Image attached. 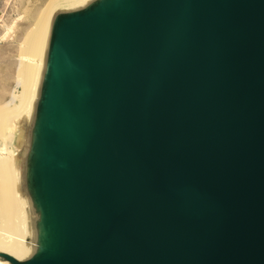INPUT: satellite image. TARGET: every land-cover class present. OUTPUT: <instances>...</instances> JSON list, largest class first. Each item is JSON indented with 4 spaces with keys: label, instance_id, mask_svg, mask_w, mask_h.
Returning a JSON list of instances; mask_svg holds the SVG:
<instances>
[{
    "label": "water",
    "instance_id": "95a60500",
    "mask_svg": "<svg viewBox=\"0 0 264 264\" xmlns=\"http://www.w3.org/2000/svg\"><path fill=\"white\" fill-rule=\"evenodd\" d=\"M36 76L0 263L264 264V0L60 5Z\"/></svg>",
    "mask_w": 264,
    "mask_h": 264
},
{
    "label": "bare ground",
    "instance_id": "6f19581e",
    "mask_svg": "<svg viewBox=\"0 0 264 264\" xmlns=\"http://www.w3.org/2000/svg\"><path fill=\"white\" fill-rule=\"evenodd\" d=\"M83 1L52 0L48 4L28 44L27 54L22 64L23 80L16 86L15 99L8 106L0 109V250L15 255H20L24 251L22 244L24 231L21 225V209L14 190L15 176L11 166L12 156L7 151L9 122L13 119H21L29 110L45 31L52 11L60 5L71 6Z\"/></svg>",
    "mask_w": 264,
    "mask_h": 264
},
{
    "label": "rangeland",
    "instance_id": "374dc122",
    "mask_svg": "<svg viewBox=\"0 0 264 264\" xmlns=\"http://www.w3.org/2000/svg\"><path fill=\"white\" fill-rule=\"evenodd\" d=\"M51 1L0 0V109L15 99L28 44Z\"/></svg>",
    "mask_w": 264,
    "mask_h": 264
}]
</instances>
